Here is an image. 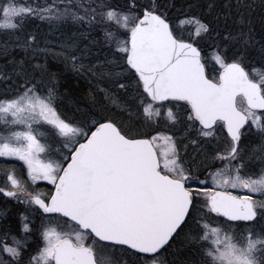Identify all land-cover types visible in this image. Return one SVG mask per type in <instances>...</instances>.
<instances>
[{"label": "trees", "instance_id": "trees-1", "mask_svg": "<svg viewBox=\"0 0 264 264\" xmlns=\"http://www.w3.org/2000/svg\"><path fill=\"white\" fill-rule=\"evenodd\" d=\"M151 1L0 0V20L7 9L23 10L0 30V103L31 89L52 104L63 122L87 134L103 122L113 123L128 138L147 136L151 128L157 131L162 124L157 120L152 126L143 114L149 100L115 44L128 41L129 29L144 10L160 15L164 7V20L175 38L201 52L210 80L219 72L214 56L240 63L254 80L264 77V0H155L159 7ZM121 22L124 28L117 24ZM174 103L180 121L174 133L187 132L195 143L188 174L200 179L216 169V156L229 142L219 123L214 137L194 138L186 127L195 128L196 122H183L187 105ZM245 132L246 127L238 152L248 159L242 162H254V171H259L264 138L261 133L248 138ZM12 166L0 162V167L17 169Z\"/></svg>", "mask_w": 264, "mask_h": 264}, {"label": "water", "instance_id": "water-1", "mask_svg": "<svg viewBox=\"0 0 264 264\" xmlns=\"http://www.w3.org/2000/svg\"><path fill=\"white\" fill-rule=\"evenodd\" d=\"M127 47L125 64L148 99L157 104L185 103L206 131L222 123L233 145L227 158L231 157L248 122L236 106L237 98L252 111H264L260 86L244 68L230 62L219 70L217 82L210 80L201 52L176 39L169 23L147 10L130 30ZM186 178L180 181L161 174L148 139L131 140L113 123L103 122L72 151L48 203L36 196L31 200L44 214H58L102 242L154 253L189 212L192 194L184 188ZM208 205L217 216L253 218L248 201L223 192H211ZM65 247L72 245L61 243L55 248V264H62Z\"/></svg>", "mask_w": 264, "mask_h": 264}, {"label": "flooded vegetation", "instance_id": "flooded-vegetation-1", "mask_svg": "<svg viewBox=\"0 0 264 264\" xmlns=\"http://www.w3.org/2000/svg\"><path fill=\"white\" fill-rule=\"evenodd\" d=\"M238 99L242 98L239 97ZM172 102L174 104V101ZM248 110L264 114V111ZM171 122L172 127L166 131H170L169 135L173 143L175 139L181 152H185L190 157L192 146L189 144V138L191 135L187 132L174 133V110ZM243 129L240 132V139ZM226 138L231 143L232 149L233 145L227 134ZM239 142L231 157L227 158L231 149L225 155H217V163L225 166L240 153H242V159L248 160L244 158L245 152H238ZM69 155L68 157L65 155L53 185L36 184L33 186L31 181L24 177V173L23 175L19 174L16 165L13 166L17 169L0 167L2 171L10 170L13 172L19 180L16 188L9 184V176L5 178V181L3 179L0 181V264H55V248L61 243L67 242L72 245V248L67 250L65 247L62 250V264H241V262L233 263L230 261V256L233 253H241L244 256L252 248L250 255L255 259V263L264 264V214H262L263 209L259 204L260 197L250 196L247 193L248 181L243 180L241 182L242 191L240 192L220 191L250 203L253 218L234 220L214 215L210 211L208 205L210 192L206 198L202 197L200 201L198 197H194V190L192 192L190 187H195L190 183V176L187 177L183 183L184 188L192 194V202L184 222L160 250L154 253H144L124 245L102 242L88 231H83L58 214H44L34 204L31 196H36L44 203H48L54 185L68 163ZM242 159H240V163L243 161ZM3 161L0 159V162ZM261 163H264L263 159ZM253 164L254 162H250L247 166ZM160 172L165 175L161 169ZM2 191L8 192L9 195ZM204 206L206 209L205 216L202 214ZM209 227L217 228L220 240L209 233ZM53 229L62 234V239L56 244L47 246V235ZM68 232H70V236L66 235ZM74 233L78 238L83 235L87 236V243L77 242L72 237ZM47 247L51 251V258L46 263H41V255L44 254ZM245 249L247 253L244 252Z\"/></svg>", "mask_w": 264, "mask_h": 264}, {"label": "rangeland", "instance_id": "rangeland-1", "mask_svg": "<svg viewBox=\"0 0 264 264\" xmlns=\"http://www.w3.org/2000/svg\"><path fill=\"white\" fill-rule=\"evenodd\" d=\"M151 3L152 6L159 7V5L155 3V0H152ZM166 10L167 7H164L159 15L163 19L165 18ZM22 12L23 10L20 8L7 9L4 11L3 19L0 20V28H8L10 26L11 18ZM149 12L153 11L150 10ZM111 19L117 22L113 15H111ZM117 24L124 28L123 22ZM183 24L188 26L190 22L183 21L182 25ZM132 28L133 27H131L129 31ZM127 48V40L118 41V43L115 44V50L117 49V51H121L125 54ZM212 62L219 68V70L228 64L224 63L220 57L215 56L212 58ZM249 79L260 86L261 93L264 97V77L255 80L249 77ZM212 81L217 82V78ZM236 106L248 118L249 123L247 122L248 124H246L248 127L245 126L246 137H248V135L252 136L253 134L261 133L264 138V114L249 111L242 99L236 101ZM176 107L178 106L175 103L171 105L168 102L155 104L149 100V103L144 106L143 114L151 121L150 123L152 126L158 120V123L160 122L162 124V128L158 127L159 129L157 131L152 130L151 128L147 136L132 138L150 140L157 153L160 169L165 175L175 180H182L184 176H190V183L195 187H190V189L192 192L194 190V197H198L199 201L202 197L206 198L211 191L220 192L222 190H233L240 192L242 191L241 182L246 180L249 183V189L247 191L248 195L260 197L259 204L263 209L262 214H264V163H261L262 159L264 160V152H261V156L258 158L261 159L259 161V163H261L260 167L257 165L259 171H254V164L248 167L246 162L240 163V159H242V153H240V155L238 154L225 166H222L219 162L217 163L216 159V169H208L200 179H196L188 174L192 169V166H190L192 159L188 157L185 152H181L175 139L173 143L169 135L170 131H165V129L172 127L171 119L173 110L174 128L178 127L179 112L175 110L177 109ZM184 120L185 121L183 122L185 124L187 123L186 121H194L190 112L187 117L185 116ZM165 124L167 125V128L163 127ZM219 124L222 126V123ZM192 126L193 124L188 125L186 128L190 127L194 138L214 137L215 130L217 129V124L211 130L207 131L203 130L198 125H196L195 128ZM87 135V132L82 128L63 122L52 104L31 89L25 90L21 95H18L13 99L0 103V159L2 161L4 160V163H10L11 165H16L18 168L22 169L24 177L31 181L33 186L36 184L53 185L57 178V174L61 169L65 155L68 157L69 153L72 152L74 148L87 137ZM191 140L192 139H190L189 144L193 147L195 146V143ZM224 146L226 147L219 153L220 155L227 154L231 149V143ZM7 176H9V184H11L13 188H16L19 180L14 173L10 170L6 172L0 169V181L2 179L5 181ZM205 212L206 209L204 206L202 214L204 215ZM209 233L220 240L217 228L209 227ZM66 235L70 236V232L66 233ZM72 237L77 242L80 241L84 244L88 241V237L84 235L78 238L74 233L72 234ZM60 239H62V234L53 229L47 235L46 245L49 246L56 244ZM252 250L253 248L247 253L245 249L244 252L247 254L244 256H242L241 253H233L229 260L233 263L241 262V264H256L255 259L250 255ZM50 256L51 251L47 247L44 254L41 255V263H46L47 260H50Z\"/></svg>", "mask_w": 264, "mask_h": 264}]
</instances>
